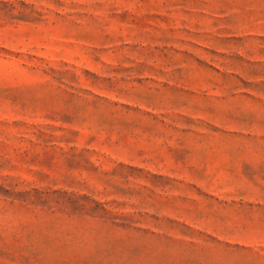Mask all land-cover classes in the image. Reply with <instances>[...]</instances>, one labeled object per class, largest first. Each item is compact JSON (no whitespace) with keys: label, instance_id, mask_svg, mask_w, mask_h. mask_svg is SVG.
I'll list each match as a JSON object with an SVG mask.
<instances>
[{"label":"rangeland","instance_id":"374dc122","mask_svg":"<svg viewBox=\"0 0 264 264\" xmlns=\"http://www.w3.org/2000/svg\"><path fill=\"white\" fill-rule=\"evenodd\" d=\"M0 264H264V0H0Z\"/></svg>","mask_w":264,"mask_h":264}]
</instances>
